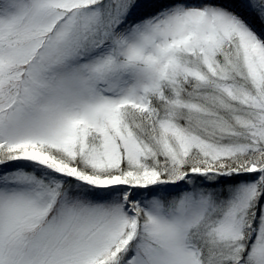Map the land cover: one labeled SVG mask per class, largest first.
I'll return each mask as SVG.
<instances>
[{"label": "snow or ice", "instance_id": "6c2138e0", "mask_svg": "<svg viewBox=\"0 0 264 264\" xmlns=\"http://www.w3.org/2000/svg\"><path fill=\"white\" fill-rule=\"evenodd\" d=\"M0 264H264V0H0Z\"/></svg>", "mask_w": 264, "mask_h": 264}]
</instances>
